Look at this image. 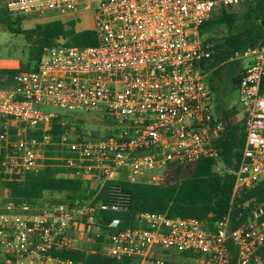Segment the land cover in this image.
<instances>
[{"label":"built area","instance_id":"obj_1","mask_svg":"<svg viewBox=\"0 0 264 264\" xmlns=\"http://www.w3.org/2000/svg\"><path fill=\"white\" fill-rule=\"evenodd\" d=\"M12 15L66 19L91 13L97 44L79 48H45L36 67L12 76L0 88V141L8 130L40 129V139L20 138L0 163L8 176L37 173L44 167L51 105L65 113L100 110L112 132L58 137L59 161L72 179L95 191L88 201L74 200L35 208L26 203L0 205V248L8 264H82L52 256L51 251L77 247L78 235H100L101 212H124L129 195L117 181L158 183L170 161L218 158L212 140L222 130L214 122L207 87L211 44L200 27L219 7L234 8L251 0H0ZM264 1V0H263ZM247 60L237 84L244 116V143L234 171L231 202L264 178V26L260 44L235 53L228 62ZM220 165L216 166L219 170ZM106 186L104 200L94 203ZM37 212V213H34ZM240 216L235 219L238 222ZM139 225L106 236L102 251L132 264H178L164 253L175 250L192 264H264V206L255 205L245 221L231 229L229 214L209 230L195 218L141 213ZM113 220L107 228H114ZM91 238V239H93ZM89 240V239H88ZM80 247V246H78ZM183 257V255H182Z\"/></svg>","mask_w":264,"mask_h":264},{"label":"trees","instance_id":"obj_2","mask_svg":"<svg viewBox=\"0 0 264 264\" xmlns=\"http://www.w3.org/2000/svg\"><path fill=\"white\" fill-rule=\"evenodd\" d=\"M239 7V8H238ZM238 9L217 7L209 19L200 27V35L206 30L223 26L227 34L216 40L204 39L211 44V57L203 64L204 71L212 75L217 72V65L228 62L235 53L246 48L257 47L263 35L264 1L251 0L237 6ZM29 15H12L6 5L0 1V26L14 35H22L29 45L28 62L20 64L16 69H0V86L10 88L12 76L18 72L30 71L36 67L45 48L57 47L59 36H63V46H75L84 48L95 46L97 39L92 29H78L75 19H53L43 23H36L32 28L23 29L21 22ZM31 63H34L31 67ZM242 77L241 71H236L232 76V88L236 89ZM261 91H264V77L261 80ZM217 92V89H213ZM67 114H57L50 124L49 135L51 142L56 143L58 137L74 128L69 126L71 119ZM214 122L221 123L222 130L219 136L212 140L213 146L218 150V158L203 157L194 162L170 161L162 171V177L158 183L128 182L119 179L117 183L123 191L129 195V208L124 212H101L100 235L95 238L93 246L61 248L51 251L52 256L62 259H72L82 264H132L129 259H119L108 256L103 251V245L107 241L106 236L127 227L139 225L141 213H166L169 217L195 218L207 229H213L216 221L229 214L231 229L248 217L250 210L255 205L264 206V178L253 188L243 190L239 196L231 202V191L234 180V171L237 167L240 152L244 143V116L237 123L231 119L221 108L215 110ZM243 115V113H242ZM2 119H0V133L3 132ZM8 130L9 145L4 148V142L0 146V163L7 152H12L16 140L24 138L40 139V129H26L22 137L18 136L17 129ZM76 131L77 128L75 127ZM77 136L85 135L83 132H75ZM94 137V136H92ZM52 146H47L51 149ZM60 164V165H58ZM62 162H56L49 157L44 160V167L37 173L8 176L0 173V184L7 191V202L14 204L26 203L36 206L46 193L65 194L63 199L52 200L54 204L66 203L74 200L88 201L92 199L95 191L85 181L72 179L66 175V169L61 167ZM220 165L219 170L216 169ZM103 188L101 194L94 203L104 200ZM240 216L238 222L235 221ZM113 220L118 221L114 228H107ZM258 256L264 259V243L258 250ZM188 256V254H182ZM12 260L9 253L3 252L0 264L6 263V259Z\"/></svg>","mask_w":264,"mask_h":264},{"label":"rangeland","instance_id":"obj_3","mask_svg":"<svg viewBox=\"0 0 264 264\" xmlns=\"http://www.w3.org/2000/svg\"><path fill=\"white\" fill-rule=\"evenodd\" d=\"M239 8V7H238ZM237 7L232 9L236 10ZM69 19H75V24L78 29H92L93 28V20L91 17V13L89 11L86 12H75ZM53 17H45V18H36L33 15L27 16L21 22V27L23 29L32 28L36 23H43L49 20H53ZM227 34L226 28L223 26L214 27L213 29L206 30L202 35V39L213 38L216 40H221ZM28 52L29 45L25 41L22 35H14L6 31L2 26H0V64L7 62L13 67L17 68L20 64H26L28 62ZM247 60L235 61V62H225L223 64L217 65V72L215 75H211V81L207 82L208 85L210 83L213 86V89H217V93L219 94V100L223 102L224 106L228 109V112H231L232 118L231 120L235 123L241 120V116L243 113L242 107L238 103V94L237 90L232 88V76L236 73L237 70L244 68L247 65ZM5 64V63H4ZM34 63H31V67H33ZM0 79V83H1ZM0 88H3L0 86ZM40 108L45 112H52L53 114H67L65 111L60 110L51 105L40 106ZM216 114H214L215 117ZM68 116L71 119V124L69 126L77 128L78 131L83 132L87 137L90 138H98L112 132V123L109 118L100 110H92L87 112H77V113H69ZM68 130L67 133L70 137L75 135L78 131L76 130ZM94 136V137H92ZM1 146V143H0ZM61 147L53 143V147L48 149L44 147L42 150L41 156L43 158L49 157L56 162L59 161L58 158L62 155ZM45 160V159H44ZM60 165V164H58ZM7 191L0 184V205L4 206L7 201ZM65 194L58 193H46L43 199L34 206L39 209L45 206L46 204H54L52 200L63 199ZM37 213V212H34ZM93 238L90 233L86 235H78L77 239H79V243L76 246L87 247L90 248L93 246L95 242V238ZM89 239V240H88ZM3 252L0 248V260L3 259ZM164 253L169 257L170 260L174 261L178 264H192L195 263V260L188 259L186 257H182V255L175 250H166Z\"/></svg>","mask_w":264,"mask_h":264},{"label":"crops","instance_id":"obj_4","mask_svg":"<svg viewBox=\"0 0 264 264\" xmlns=\"http://www.w3.org/2000/svg\"><path fill=\"white\" fill-rule=\"evenodd\" d=\"M5 63V64H4ZM4 63H1L0 64V69H16L15 67H13V65L11 64H9V63H7V62H4ZM19 67V66H18ZM17 67V68H18ZM241 69H239L238 71H240ZM211 75H212V73H210L209 75H208V81H211V79H210V77H211ZM207 87H208V90H209V92H210V95H211V103H210V109H211V112H212V116H213V118L214 119H216L215 117H214V114H215V110H216V108H221V110H223V111H225L226 113H228L229 115L231 114V112H228L227 110H225V109H228V108H226L225 106H224V104H223V102L222 101H220L219 99V94L217 93V92H215L214 90H213V86H212V84L210 83V85H208V82H207ZM234 90H236V89H234ZM243 116V115H242ZM242 116H241V118H242ZM231 118H232V116H231ZM231 120V119H230ZM222 123V122H221Z\"/></svg>","mask_w":264,"mask_h":264},{"label":"water","instance_id":"obj_5","mask_svg":"<svg viewBox=\"0 0 264 264\" xmlns=\"http://www.w3.org/2000/svg\"><path fill=\"white\" fill-rule=\"evenodd\" d=\"M261 25L264 26V20L261 22ZM65 43V39L63 36H59V38L56 41L57 45H63ZM224 122H222L223 124Z\"/></svg>","mask_w":264,"mask_h":264}]
</instances>
